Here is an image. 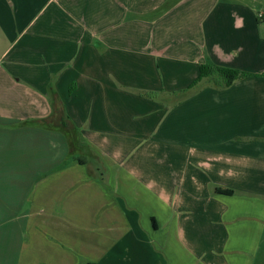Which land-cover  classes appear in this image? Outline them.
Here are the masks:
<instances>
[{
	"label": "crops",
	"instance_id": "crops-1",
	"mask_svg": "<svg viewBox=\"0 0 264 264\" xmlns=\"http://www.w3.org/2000/svg\"><path fill=\"white\" fill-rule=\"evenodd\" d=\"M263 73L264 0H0V264H253Z\"/></svg>",
	"mask_w": 264,
	"mask_h": 264
},
{
	"label": "trees",
	"instance_id": "trees-1",
	"mask_svg": "<svg viewBox=\"0 0 264 264\" xmlns=\"http://www.w3.org/2000/svg\"><path fill=\"white\" fill-rule=\"evenodd\" d=\"M246 75L249 74L235 68L218 66L208 63L200 64L199 74L189 88L197 85L203 79H207V82H209L214 87L224 88L228 87L234 81L245 77ZM61 151L63 156L67 154V143L65 139H63V137L61 139ZM222 192L228 193V191L226 190H222Z\"/></svg>",
	"mask_w": 264,
	"mask_h": 264
},
{
	"label": "rangeland",
	"instance_id": "rangeland-1",
	"mask_svg": "<svg viewBox=\"0 0 264 264\" xmlns=\"http://www.w3.org/2000/svg\"><path fill=\"white\" fill-rule=\"evenodd\" d=\"M63 134L65 135V137L67 139V142L69 144V150H70L71 154H73V155L75 154L76 156H80V155L86 156V153H88V150H86L85 147L82 146L83 144L81 143V135H79V133L73 132L71 130V128H66L65 132H63ZM55 135H57V134H55ZM46 137L48 140H50V138L52 139L53 133L47 132ZM82 156H80V157H82ZM253 264H264V237H263V243L260 245L259 252H258L257 256L255 257Z\"/></svg>",
	"mask_w": 264,
	"mask_h": 264
}]
</instances>
